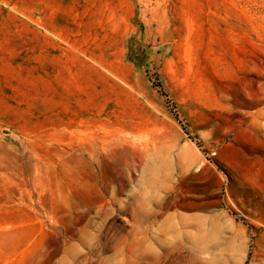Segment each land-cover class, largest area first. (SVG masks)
Instances as JSON below:
<instances>
[{"label":"rangeland","instance_id":"374dc122","mask_svg":"<svg viewBox=\"0 0 264 264\" xmlns=\"http://www.w3.org/2000/svg\"><path fill=\"white\" fill-rule=\"evenodd\" d=\"M0 264H264V0H0Z\"/></svg>","mask_w":264,"mask_h":264}]
</instances>
